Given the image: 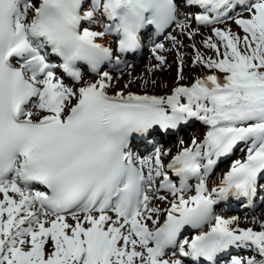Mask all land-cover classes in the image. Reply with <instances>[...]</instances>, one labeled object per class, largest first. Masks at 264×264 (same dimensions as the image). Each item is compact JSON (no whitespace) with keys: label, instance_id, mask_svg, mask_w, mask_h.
Segmentation results:
<instances>
[{"label":"snow or ice","instance_id":"obj_1","mask_svg":"<svg viewBox=\"0 0 264 264\" xmlns=\"http://www.w3.org/2000/svg\"><path fill=\"white\" fill-rule=\"evenodd\" d=\"M190 21L211 32V56L191 45L208 75L157 95L155 79L129 73L117 89L145 47L148 72L175 50L184 81ZM137 80L142 92L129 90ZM194 121L202 140L175 155L160 145ZM236 151L244 159L210 186ZM258 198L264 0H0V264H264V222L216 212Z\"/></svg>","mask_w":264,"mask_h":264},{"label":"bare ground","instance_id":"obj_2","mask_svg":"<svg viewBox=\"0 0 264 264\" xmlns=\"http://www.w3.org/2000/svg\"><path fill=\"white\" fill-rule=\"evenodd\" d=\"M195 25H196V23L194 21H190V26H195ZM232 26L234 27V29L237 28V26L234 23H233ZM227 27H230V24H228ZM190 28H191L192 31H196L197 30V29H194V27H190ZM178 31L179 30L177 29V32ZM239 31H240V29L237 28V32H239ZM179 39L181 40V42H182L183 45L188 44V42H187V39L188 38L186 39V36H180ZM191 40L190 41L192 43H195L196 46L200 49L201 52H204V49L202 47V41L198 37L194 36ZM105 42H109V41L106 39ZM164 43H165L166 47H168V46L171 45V41L170 40H167ZM182 52L185 54V65H186L185 68H184L185 80L184 81H177V79H176V68H177V65H175L174 68L165 66L163 69L158 70L157 73L155 74L154 79L155 80L158 79V83H157V86L156 87H151L150 86L148 88V92L149 93H151V94H157V95H167V94H171V90L175 86H177L178 83H182V84H185V85L190 86L197 77L203 78L204 76H206V75L209 74V73H205V74H202L200 76H197L196 75L197 74L196 73V70H197V68H199V66L193 67L192 66V62H191L192 61L193 50L192 49H186L185 47H183ZM174 53H176L175 50H173L171 52H168L169 55H168V58L166 57V60L172 59V55H174ZM176 57H177V53H176ZM132 63H133L132 64L133 65L132 66L133 69L139 68L136 65V62L135 61H132ZM147 64L148 63L144 64L143 66H145ZM155 64H157V63L154 62V65ZM192 75H195V78L194 79L191 78ZM93 79H95V77H90L88 80H93ZM138 84L139 85L137 86V91L135 89H129V90H131L133 92H142L143 91V88L142 87H139L140 86V83H138ZM186 128H188V127L185 126L184 128H182V133L184 131L185 136H181L180 135V137H181L180 140H183L184 141V146H189L191 144L190 137H194V135H197V134H195L196 129L194 128L191 131L192 133L190 132V135H189L188 131H185ZM168 138H169V140L171 139L170 137H165L162 140H166ZM202 139L203 138H201V136H198V138H197V140H202ZM180 147H181V145H180L179 142H176V143L173 142L172 144H170L168 146H163V148L165 150L170 149L171 150V153L173 155H175L178 152V150L180 149ZM215 171H216V169L214 170V172ZM220 171H221V169H220ZM226 172H227L226 171V168H223L221 174L224 175ZM209 183H210V186H216L218 184L217 181L214 182L211 179L209 180ZM169 199H171V197H169ZM262 200H263V198H258L256 200V202L254 203V207L260 206L261 203H262ZM157 203H158V206L161 207V208L167 207V202H162V203L161 202H157ZM230 203H233V202L232 201H230L228 203L223 202V205L220 204L218 206V207H220V209L218 210V213L217 214L224 215L225 217H228V218H230V217H239V227L242 228V226L245 225L246 222H249L248 226H246L244 228L251 227V228H253L256 231H259L260 230V224L262 222H264V213L263 214H256L255 217H246V216H242V215H239V214H237V215H230V216L227 215V214H223V210H225V207L224 206H228V205H230ZM238 203H240V202L233 203V204L237 205ZM246 206H248V205H246ZM218 207H217V209H218ZM231 207H233L232 204H231Z\"/></svg>","mask_w":264,"mask_h":264},{"label":"rangeland","instance_id":"obj_3","mask_svg":"<svg viewBox=\"0 0 264 264\" xmlns=\"http://www.w3.org/2000/svg\"><path fill=\"white\" fill-rule=\"evenodd\" d=\"M228 24H230V27L233 28L232 29L233 31H236L237 32V28L234 29V27L232 26L233 23H231V22H227L226 24L220 25V27H227ZM190 27H195V26H190ZM197 29H199V32L195 36L198 37L202 41V47L204 49V52H202V53H204L206 56H211L212 55V52L210 50L205 49L204 46H203V41L205 39H207L211 35L210 30L209 29H205L204 27H200V26H197ZM186 39H187V37H186ZM190 40L191 39H187L188 44H185L186 46L184 45V47L186 49H192L191 45L193 43L191 42L192 40L191 41ZM166 41L167 40H165L164 42H166ZM163 54L168 58V55H169L168 52L163 53ZM177 58L178 57H176V53H174V55H172V59H170V60L168 59L167 60V64L168 65H171V67L174 68V66L177 65L176 64ZM132 61H135L136 62V65L139 68L133 69L132 68V66H133L132 65L133 64ZM126 62L128 64V67H125L124 68V71H123V79L117 85V89H122L124 87V84L129 81V79L131 78L129 76V73H131L133 77H143L145 79L152 80V79H154V76H155V74L158 71V70H156L154 72H148L147 71V69H148V67L150 65H153L154 66V62L158 63L157 61H155L152 58L151 53H150V50L147 47H145L141 52H139V54L137 55V57H135L134 59H126ZM146 63H148V64L145 65V66H143ZM196 73H197L196 74L197 76H200L202 74L209 73V72H208V70H206L202 66H199V68H197V70H196ZM114 75L119 76V75H121V73L120 72H115ZM191 78L194 79L195 78V75H192ZM156 82L158 83V79H156ZM138 83H140V86L139 87H142L141 86V82L139 80H137V82L135 84L131 85L130 89H135L137 91V86L139 85ZM187 127L188 128L185 131H188L189 135H190V132L194 128L196 129L195 134H197V135H194V137H190V142L194 138L197 139L198 136H201V138H203L204 135H205V133H206V131H207L206 126L202 125L198 121H194V123L190 124ZM179 133H180L179 136H175V137L172 138V140H173L172 142H170V140H169L167 142L162 143V145L163 146H168V145L172 144L173 142L174 143L179 142L180 139H181L179 137H180V135H182L184 133V131H183V133L181 131H179ZM244 156H245V153L244 152L236 151L232 156H230L229 158H227L226 160H224L223 164H220L219 168L214 172V174L211 175V180H213L214 182L217 181V183H219L220 180L223 178V175L221 174L223 168H226V171H228L229 168H230L231 162L233 160H236V159H244ZM220 169H221V171H220ZM263 203L264 202H262V204ZM263 213H264V205L263 206H259L258 208L254 209V210H250V211H247V210H241L240 211V210H237L236 208H234L233 210H228L226 212V214L229 215V216L230 215H237V214H239V215L246 216V217H255L256 214H263ZM248 224H249V222H246L245 225L242 226V228L248 226Z\"/></svg>","mask_w":264,"mask_h":264}]
</instances>
